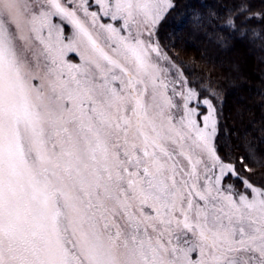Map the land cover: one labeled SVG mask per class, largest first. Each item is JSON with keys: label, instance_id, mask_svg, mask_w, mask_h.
Instances as JSON below:
<instances>
[{"label": "snow or ice", "instance_id": "snow-or-ice-1", "mask_svg": "<svg viewBox=\"0 0 264 264\" xmlns=\"http://www.w3.org/2000/svg\"><path fill=\"white\" fill-rule=\"evenodd\" d=\"M173 23L264 52V0H0V264H264V128Z\"/></svg>", "mask_w": 264, "mask_h": 264}, {"label": "trees", "instance_id": "trees-1", "mask_svg": "<svg viewBox=\"0 0 264 264\" xmlns=\"http://www.w3.org/2000/svg\"><path fill=\"white\" fill-rule=\"evenodd\" d=\"M194 2V0H188ZM259 6V0H253ZM170 38L175 39L178 59L185 62L196 75H207L209 70L217 78L225 95V115L229 123L235 124L242 133L253 137L262 135L264 128V106L259 101L264 91V52L253 49L246 43H237L227 53L219 52L207 36L185 25L168 29ZM173 32L175 35L173 37ZM212 57L216 58L213 64ZM231 64H238L240 78L233 79Z\"/></svg>", "mask_w": 264, "mask_h": 264}, {"label": "rangeland", "instance_id": "rangeland-1", "mask_svg": "<svg viewBox=\"0 0 264 264\" xmlns=\"http://www.w3.org/2000/svg\"><path fill=\"white\" fill-rule=\"evenodd\" d=\"M69 59H74V55L73 54H70L69 55Z\"/></svg>", "mask_w": 264, "mask_h": 264}]
</instances>
